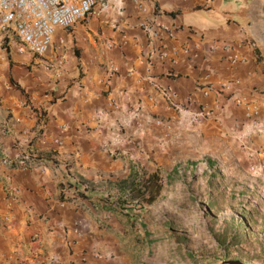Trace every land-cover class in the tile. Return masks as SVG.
Listing matches in <instances>:
<instances>
[{"label": "crops", "instance_id": "crops-1", "mask_svg": "<svg viewBox=\"0 0 264 264\" xmlns=\"http://www.w3.org/2000/svg\"><path fill=\"white\" fill-rule=\"evenodd\" d=\"M257 4L98 0L34 65L0 22V264H117L93 219L107 214L104 185L215 139L263 149L264 103L248 93L261 80L249 46ZM5 31L18 49L2 48ZM72 35L84 46L78 61L51 66ZM26 151L39 153L36 167L4 164ZM80 179L91 195L61 198Z\"/></svg>", "mask_w": 264, "mask_h": 264}, {"label": "rangeland", "instance_id": "rangeland-1", "mask_svg": "<svg viewBox=\"0 0 264 264\" xmlns=\"http://www.w3.org/2000/svg\"><path fill=\"white\" fill-rule=\"evenodd\" d=\"M252 10L256 25L249 46L256 56L261 80L258 86H249L248 93L264 103V0ZM70 39L62 47V56L51 66L61 69L69 61L66 54H71L74 61L81 56L84 46L80 38L75 41L72 35ZM18 44L12 33L6 32L2 48L16 50ZM29 56L30 65L45 60ZM221 88L231 90L228 83ZM259 130L262 140L264 128ZM261 148L256 152L215 139L208 147L195 145L193 152L179 151L160 163L153 158L144 161L143 166L140 163V174H160L162 190L158 198L152 204L127 202L125 209L116 210H108L112 206L108 203L103 206L107 214L102 213L99 204L100 212L93 215L114 243L110 258L117 264H264ZM104 187L113 203L122 196L116 183ZM92 191L87 189L85 194L90 196ZM104 251L108 254L110 249Z\"/></svg>", "mask_w": 264, "mask_h": 264}, {"label": "built area", "instance_id": "built-area-1", "mask_svg": "<svg viewBox=\"0 0 264 264\" xmlns=\"http://www.w3.org/2000/svg\"><path fill=\"white\" fill-rule=\"evenodd\" d=\"M97 0H0V22L10 29L20 42L19 52L43 58L49 54L59 30H69L94 14ZM236 59H233L235 61ZM208 95V91L205 92ZM256 113L257 112H253ZM56 145L61 146L59 140ZM39 153L26 151L3 160L10 167L23 171L36 167ZM79 191L86 193L85 187ZM74 188H64L63 199H77Z\"/></svg>", "mask_w": 264, "mask_h": 264}, {"label": "trees", "instance_id": "trees-1", "mask_svg": "<svg viewBox=\"0 0 264 264\" xmlns=\"http://www.w3.org/2000/svg\"><path fill=\"white\" fill-rule=\"evenodd\" d=\"M161 177L158 173L153 174H140L137 169H132L131 173L128 178L121 180L120 182L116 183L118 188L122 192V196L126 199L122 200V196L119 197L118 201L113 203L114 201L109 198V203L113 206L108 207V210H116V208L125 209V204L127 202H140L152 204L159 196L162 190V183ZM80 185H70V188H75L76 191H79L82 187L85 189H92L94 186L83 180L80 179ZM79 198H88V195L85 194L83 191L78 192Z\"/></svg>", "mask_w": 264, "mask_h": 264}]
</instances>
